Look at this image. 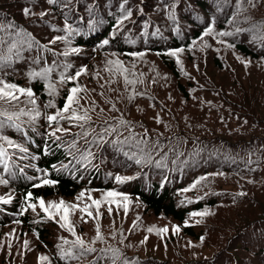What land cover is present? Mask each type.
<instances>
[{
	"label": "rangeland",
	"instance_id": "obj_1",
	"mask_svg": "<svg viewBox=\"0 0 264 264\" xmlns=\"http://www.w3.org/2000/svg\"><path fill=\"white\" fill-rule=\"evenodd\" d=\"M147 1L148 5L142 9L136 0L121 1L119 12L116 14V29L111 32L115 37L114 45L105 47L109 49L104 52L102 51L104 47L95 49L64 45V47H70V55L51 57L45 64L43 60L29 54L26 55L24 65L15 75L16 79L24 81L27 77L32 81L36 77L44 81L49 100L44 102L40 98L39 100L34 98L33 103L30 97H26L23 105L26 104L28 107L26 110L22 108L20 113V115H25V120L11 118L12 125L6 120L0 122V137H7V140L13 142L9 145L7 140L0 139V150L3 151L4 156L6 152L7 156L10 154L11 157L12 153L15 155L23 153L18 148H24L23 139L19 135L25 132L24 127L37 131L33 128L35 125L45 132H53L56 123L55 121L51 123L48 117L59 115L58 103L62 90L68 87L71 95L73 87L78 89L79 82L76 73L79 72L81 75L82 71L87 69L80 81L88 84L84 92L78 91L77 93V96L80 95L84 100L78 98L79 103L73 104L72 107L77 109L80 115L87 110L90 120L78 122L67 119L72 126L79 128L77 133L67 140L70 142L66 143L72 160L78 161L82 168H93L100 152L105 157L101 162L103 173H111L114 179L117 176L132 177L135 175L136 177L142 172L143 176L160 178L161 182H167L169 187L174 189L178 202L182 205L190 204L197 198L215 194L216 205L208 206L201 211H193L186 219V223H198L196 230L202 232V239L194 241L183 236L177 221L162 215H155L131 191L120 193L118 197H107L108 192L117 191H105L102 195H98L95 190H85L74 198L56 195L37 199L28 205L22 203V211L27 210L34 223L40 226L46 224L49 227L51 244H41L35 232L21 237L25 239L22 242H13L10 239L15 238L16 235L10 229L11 233L7 231V235L5 234L0 240V255L5 256L9 264H60V260L70 264H80L85 261L93 264H218L215 260L219 253L216 258L212 256L214 260H209L210 255L217 248L213 241L223 239L225 236H228V240L230 239L232 233L225 232L228 223L224 218L231 216L233 210L241 211L243 218L234 230L236 241L228 244L226 249L222 248L223 262L220 264H264V174H258L254 170L255 166L264 163V159L261 156L248 157L249 161L245 164L242 162L243 157L246 161L245 153L241 154L242 151H239L245 147L264 146V117H253L251 107L243 111L238 103L250 106L246 101L228 97L226 100L228 106L217 93L225 91L226 87L222 85V81H231L230 76L235 73L233 68L255 67L252 60L240 55L234 49L233 41L249 43L256 50L264 53V1L257 3L252 0H220L218 3L220 12L214 10L218 12L215 16L201 20L205 32L209 28L212 32L208 35L204 32L200 39L194 41L183 51L174 50L177 54L173 56L178 62L189 93V100L183 101L182 107L186 110L193 109L195 105L202 104L207 99L206 96H213L215 97L214 102L231 108L237 116L244 115V118L247 117L250 123L257 127L251 135L247 133L241 138L223 139L222 143L209 146H204L197 140L189 145L181 141L176 142V139L184 133H178L176 130L167 132L165 140L160 139L161 134H153V113L156 112L161 97L164 103L173 104L174 97L177 96L175 85L173 86L166 77V80H160L161 85L155 86L156 70L153 67L158 62H154L147 52L141 55V59L149 58L145 73L136 70L133 62L132 66L128 65L132 50L138 48L143 50L154 38L157 44V33L162 28L160 43L164 45L169 44L170 34L190 36L194 28L188 20L184 19L183 14L189 11V13L201 15L203 12L197 7L195 11H192L190 4L185 7L184 0ZM184 9L186 12H181ZM128 13L131 15L125 19ZM225 32L231 35H220ZM105 40L109 41L110 38ZM119 42H122L123 46L131 47L129 54L117 52L114 49ZM13 54L17 52L14 51ZM215 56L228 68L218 69L214 61ZM123 69H127V76ZM251 71H256L264 77L261 69L250 68L247 74ZM204 73L223 79L214 80V85H208L204 81L206 79ZM117 74L118 83L113 79ZM143 77L144 91L156 103L155 109L149 116L150 119L146 121L139 113H135V117L141 118L145 126L138 125L129 130L127 127L129 121H126V116L119 114L118 124L123 125L124 129L118 133V138H108L105 141L118 145L120 139L124 140V152L119 154L117 148L102 151V137L110 126L116 100L121 105L117 112L124 113L128 103H133L138 97L139 82ZM240 78L246 85V77L240 76ZM90 79H93L95 85ZM25 83L26 81L22 82V84ZM22 84L15 83L14 85L17 88H24ZM30 84L31 82L28 87ZM204 84H207V87ZM101 87L106 88V97H108V99L103 98V102L93 95L94 93L98 95ZM261 90L264 91V88ZM156 93L157 98L154 99ZM16 95L17 100H6L8 109L18 107L17 102H19L21 93L17 91ZM85 99L92 101L90 108L83 106ZM81 102L82 106H80ZM261 106L262 104L259 103L255 107L261 109ZM162 108L165 109L164 106ZM196 112L202 113L197 110ZM206 115L209 118H217L220 113L212 107L208 109ZM100 116L103 119L98 124L94 119L99 121ZM44 121L47 122V127ZM11 131L15 132L19 139H12ZM83 131H88V133L77 137ZM193 137L198 136L193 135ZM207 138L212 141L222 139L209 136ZM16 145L19 147L16 148ZM148 161L149 163L144 165ZM216 179L220 181L218 185H215ZM8 197H10L9 194L0 195V199H8ZM40 200L45 202L49 212H45L40 207ZM81 200H88L92 204L95 200L101 201L98 212L94 215L95 223L83 222L84 228L78 226L69 231L68 224H71L73 228L75 217L83 210L77 213ZM61 201L64 202L63 206L56 209L51 208L52 204L59 205ZM32 204L36 205L34 210L30 207ZM109 207H111V212H109ZM65 208L67 209V220L62 219ZM194 213L205 214L193 215ZM244 221H249L247 223L253 225L237 230ZM161 229H168V231H161ZM98 235L103 239H97ZM77 237L85 242V248H91L94 251L80 255L81 249L75 244ZM30 252H32V258L26 259ZM42 256L47 257V260L42 261L40 259ZM22 258L25 260L21 261Z\"/></svg>",
	"mask_w": 264,
	"mask_h": 264
},
{
	"label": "trees",
	"instance_id": "obj_2",
	"mask_svg": "<svg viewBox=\"0 0 264 264\" xmlns=\"http://www.w3.org/2000/svg\"><path fill=\"white\" fill-rule=\"evenodd\" d=\"M121 1L122 0H56L55 3H50L49 0H0V80L6 84H22V82L24 83V81H26V83L22 85L24 89H29L33 93V96L30 97L31 102L34 101V98L37 100L40 98L44 102H47L49 100V95L44 81L36 77L32 81L27 79V77H25L24 81L16 79L15 75L21 66L24 65L26 55L29 54L34 58L43 60L45 64L51 57L70 55V47H92L100 49L101 47L113 46L115 37L111 32L116 29V14L119 12ZM136 1H138L141 9L148 5L147 0ZM154 1L155 0H153V2ZM184 1L186 2L185 7H188L190 4L192 11H195V7H197L203 12L201 15L198 13H189V11L187 14H183V17H185L184 19L188 20L194 28L192 34L183 37L179 34L168 33L170 34L169 44L164 45L160 43V36L163 32L162 28L161 31L157 33V44L155 43L156 38H154L149 41L148 46L146 45L143 50L139 48L137 50H132L130 60L128 61V65L132 66L133 62L136 70L145 73L146 63L149 58L141 59V55L143 52H147V54L153 58L154 62H158L157 65L153 67L156 70L155 86L161 85L160 80L164 81L166 77L173 86L175 85L177 96L174 97L173 104L168 105L164 103V99L161 97L156 112L153 113V134H161L160 139L165 140L164 138L167 132L176 130L178 133L184 132L176 139V142L181 141L185 145H189L193 143L194 140H197L204 146L222 143V140L227 138H241L247 135V133L251 135L253 131L257 130V127L251 124L247 117L244 118V115L237 116L231 111V108H227L222 103L214 102L215 97L213 96H206L207 99L204 100L202 104L195 105L193 109L186 110L181 106L183 101L189 100V93L185 87L183 74L179 69L178 62L171 53L172 51L174 52V50L186 49L194 41L200 39L205 32L201 20L213 17L215 13L220 12L218 4L220 0ZM252 1L258 3L264 0ZM25 9L28 10L27 14L25 13ZM214 10H218V12ZM181 12H186V9ZM9 25H12V27H9ZM109 34H111L110 37ZM106 37L110 38V40L107 44H103ZM13 45L15 46L12 47ZM64 45H69L70 47H64ZM232 45L240 55L252 60L251 62L255 67L241 66L239 68H233L235 73L232 74L233 76H230L231 81H222V85L226 87L225 91L217 93L218 95L220 94L221 98L227 104L228 102L226 100L228 97L248 102L250 106L241 103L238 104L241 105L243 111L251 107L253 117H264V91L261 90L264 88V77H261L256 71H251L247 74L250 68H258L264 72V53L256 50L249 43L233 41ZM115 46L114 49H116L117 52L121 51L124 52V54L130 53L131 47L128 48L127 46H123L122 42L117 43ZM108 49L109 48H105L102 51L104 52ZM14 51H16L17 54H13ZM215 58L214 61L218 69L228 68L217 56H215ZM86 72L87 69H84L77 79L79 82L77 87L80 92H84L86 84H88L87 82L80 81L81 76ZM127 75L128 73L126 72L125 76ZM240 76L246 77V85L243 84ZM204 77L206 78L204 81L208 85H214V80L219 79L221 81L223 79L214 78L213 75L207 73H204ZM113 79L118 83V74L116 77L114 75ZM90 80L91 83L95 85L93 79ZM30 82V87H28ZM139 84L140 91L138 97L133 103H128L124 113L117 112V109H120L121 105L116 100V108L110 126L102 137V151L117 148L119 154L124 152V140L120 139L118 145L105 141L108 138H118V133L124 129L123 125L118 124L119 114L126 116V121H129L127 125L129 130L134 129L138 125L142 127L145 126L141 118L138 119L135 117V113H139L146 121L150 119L149 116L152 110L155 109L156 103L153 102L144 91V77ZM207 84L204 85L207 87ZM162 93L163 91L161 94ZM69 95L68 87L62 90L58 103L60 113L65 107ZM93 95L101 102H103V98L108 99V97H106L107 91L105 87L99 89L98 95L95 93ZM26 97H28L26 93L21 94L19 102H17L18 107H13L11 109H8L6 99H0V122L6 120L11 124V118L25 120V115H20V113L22 108L26 110L28 107H26V104L23 105ZM78 98L82 101L84 100L80 95H78ZM156 98L157 93L154 95V99ZM259 103L262 104L261 109L255 107L258 106ZM91 105L92 101L85 99L83 106L85 108H90ZM80 106H82V102ZM163 106L165 109L162 108ZM212 107L220 113L219 117L209 118L208 115H206L208 109ZM196 110L202 113H198ZM4 113H6V115H4ZM63 115L67 117L68 113H63ZM101 116L99 121L98 119H94L98 124L101 123L103 119ZM50 122L53 123L54 121ZM55 123L54 130L56 128H61L67 129V131H57L56 135L52 136V132H45L43 129L39 128V126H33L37 131L29 128V132L22 137L24 149H27V151H21V148H18V150L23 153H19V155L12 153V157L8 154L11 158V165H9V167L7 166L4 173H2L4 165L3 160H6L8 156L6 152V156L0 155V178L8 181L6 184L0 183V195L9 194L10 196L8 199H0V240L4 238V235H7V231L11 229V232L13 230L16 235V237L14 235L15 238L10 239L13 242H22V240L25 239L21 237L35 232L41 244L50 245L51 232L49 227L46 224L40 226L34 223L30 213L27 210L22 211V203L28 205L39 196L48 198L60 195L66 198H74L81 191L85 190H95L98 195H102L105 191L110 190H116L119 193L131 191L139 197L147 205L148 210H151L155 215H162L177 221L183 236L191 238L194 241H200L202 239V232L196 230L198 223H186V219L193 211H201L208 206L216 205L217 198L215 194L197 198L190 204L182 205L178 202L174 189L169 187L167 182H161L160 178L155 179L143 176L144 173L142 172L136 177L135 175L132 177L130 176L131 179H127L125 182H117L111 173L102 172L101 162L105 157L100 152L99 155H97V161H95L93 168H82L77 161V163H73L69 169V171L72 170L78 173L77 176H57L55 168L58 170L60 164L67 163L68 161L66 160L72 159L71 154H68L66 143L70 142L67 140L71 139L79 128L76 129L67 119H61L60 115L57 116V121H55ZM44 125L46 127L48 126L46 121H44ZM91 126L92 124L89 128ZM113 129L115 130L113 131ZM183 129H185V131H182ZM87 133L88 131H83L79 133L77 137ZM10 135L13 136L12 139H19L13 131L10 132ZM19 135L21 137V134ZM193 135H197L198 137H193ZM208 136L222 139L221 141H212L207 138ZM239 151H242L241 154L245 153L246 161L244 157L242 158V162L245 164L249 161L248 157L254 158L256 156H261L264 159V146L254 148L245 147ZM75 157L77 159V156ZM115 163L116 161L114 165ZM147 163H149V161L144 163V165ZM69 164L71 163L66 164L65 168ZM254 170L258 174H264V163L255 166ZM46 180L52 181V183H45L44 181ZM219 183L220 181L216 179L215 185ZM1 189L3 190L2 192ZM28 193L32 194L31 197L27 196ZM5 200H10V202L4 203ZM86 207L88 211L92 212V216L87 215V212L83 211ZM98 209L99 206L97 207L88 200L79 201L77 213L82 211L75 217V223L72 229L78 226L84 228L83 222H88L89 224L95 223L94 215L97 214ZM242 218V212L237 210H233L231 216L224 218L228 223L225 232L232 234L229 240L228 236H225L223 239L213 241L217 248L212 255H210L209 260H214L219 253L215 261L218 264L223 262V252L221 250L222 248L226 249L228 244L236 241L234 230L237 223ZM247 222L249 221H244L238 226L237 230H241V228L247 225H249V227L253 225ZM87 229L84 230L86 231ZM11 232L9 231V234ZM18 232L19 234L17 235ZM27 258H32V252L26 256V259ZM23 260L25 259L22 258L21 261ZM0 264H9L5 256L0 255ZM60 264L70 263L60 260ZM80 264L93 263L85 261Z\"/></svg>",
	"mask_w": 264,
	"mask_h": 264
},
{
	"label": "snow or ice",
	"instance_id": "obj_3",
	"mask_svg": "<svg viewBox=\"0 0 264 264\" xmlns=\"http://www.w3.org/2000/svg\"><path fill=\"white\" fill-rule=\"evenodd\" d=\"M50 3H55L56 0H49ZM28 10L25 9V13L27 14ZM131 15V13H128L126 16H125V19L128 18V16ZM9 27H12V25H9ZM212 32V29L209 28L206 32H205V35H208L209 33ZM220 35H231V33H228V32H225V33H220ZM105 44L108 43L107 40L104 41ZM15 45H13L12 47H14ZM11 50V49H10ZM73 51H76V49H73ZM177 51H183V49H179ZM177 53L174 51L171 53V55H176ZM123 71H127V69H123ZM38 75V74H37ZM80 73H76V76H79ZM71 79H75V77H71ZM127 79V78H125ZM0 99H6V100H9V101H13V100H17L18 99V96L16 95V92L18 91L19 93L21 94H27L28 97H32L33 96V93L30 91V90H26L24 88H17L16 85L14 84H6L4 83L2 80H0ZM78 89L73 87L71 89V95H69L67 97V103L65 105V107L62 109V112L59 113L60 115V118L61 119H68V120H75V121H88L90 120V117L88 116L87 114V110H84V113L83 115H80L77 113V109L73 108L72 105L73 104H78L79 103V99H78V96H77V93H78ZM34 103V101H32ZM63 113H70L69 116L65 117L63 115ZM4 115H6V113H4ZM37 115H39V113H37ZM48 120L49 121H57V116L56 115H51L48 117ZM122 123H127V122H122ZM82 126V125H81ZM115 129H113L114 131ZM57 131H67V129H61V128H56L52 133L51 135L52 136H55L56 135V132ZM0 139H4V140H7V137H0ZM7 143L9 145H12V141L11 140H7ZM16 147H19V145H16ZM21 151H27V149H24V148H21L20 149ZM3 151L0 150V155H3ZM139 163V161H137ZM117 181L119 182H123L124 180H127V179H131V177H120V176H117L115 178ZM8 181L7 180H4L2 178H0V183H7ZM45 183H52V181H44ZM31 193H28V197H31ZM121 194L120 193H117V192H108L107 193V197H118L120 196ZM126 199V197H125ZM10 200H5L4 203H9ZM40 207L42 209H44L45 212H49V208L45 206V202L43 200H40ZM64 202L61 201L59 205L57 204H52L51 205V208L53 209H56V208H59L61 206H63ZM93 204H95L97 207L101 204V201L99 200H95L93 201ZM30 207L34 210L36 205L35 204H32L30 205ZM68 207H73V206H68ZM83 211H86L87 212V215L89 216H92V212L91 211H88L87 207L83 210ZM109 212H111V207H109ZM205 213H194L193 215H204ZM62 219L64 220H67V209L65 208L64 209V215L62 216ZM68 228H69V231H72V226L71 224H68ZM179 229H177L178 231ZM149 231H152V229H149ZM161 231H168V229H161ZM97 239H103L102 236H97ZM75 244L79 245L80 249H81V252H80V255H85L87 252H90V251H94V249H91V248H85V242L80 238V237H77L76 241H75ZM118 251V250H117ZM40 259L43 261V260H47V257H40Z\"/></svg>",
	"mask_w": 264,
	"mask_h": 264
}]
</instances>
